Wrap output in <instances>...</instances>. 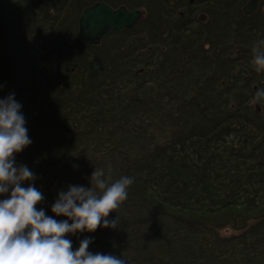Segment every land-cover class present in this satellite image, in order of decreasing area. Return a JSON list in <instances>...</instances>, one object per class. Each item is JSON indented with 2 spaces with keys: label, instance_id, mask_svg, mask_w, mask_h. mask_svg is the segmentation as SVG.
I'll use <instances>...</instances> for the list:
<instances>
[{
  "label": "trees",
  "instance_id": "trees-1",
  "mask_svg": "<svg viewBox=\"0 0 264 264\" xmlns=\"http://www.w3.org/2000/svg\"><path fill=\"white\" fill-rule=\"evenodd\" d=\"M246 1L198 0L207 23L182 4L132 47L83 45L40 20L32 47L0 52V99L14 94L32 141L15 162L36 177L21 186L43 193L38 210L68 219L51 211L58 193L90 187L95 169L133 178L108 217L118 227L66 234L73 250L89 238L126 264H264V98L252 104L264 0L251 15Z\"/></svg>",
  "mask_w": 264,
  "mask_h": 264
},
{
  "label": "clouds",
  "instance_id": "clouds-1",
  "mask_svg": "<svg viewBox=\"0 0 264 264\" xmlns=\"http://www.w3.org/2000/svg\"><path fill=\"white\" fill-rule=\"evenodd\" d=\"M252 53L255 70L264 71V40L253 45ZM261 98L264 90L256 93V100ZM21 107L14 94L0 99V195L9 194L0 199V264H126L120 256L90 252L89 238L73 250L66 234L117 228V218L108 217L128 198L133 178L121 176L109 182L111 175L105 178L103 169H95L90 187L69 185L58 193L51 211L68 219L58 221L38 210L43 193L32 184L21 186L36 177L27 165L15 162V154L32 143Z\"/></svg>",
  "mask_w": 264,
  "mask_h": 264
},
{
  "label": "flooded vegetation",
  "instance_id": "flooded-vegetation-1",
  "mask_svg": "<svg viewBox=\"0 0 264 264\" xmlns=\"http://www.w3.org/2000/svg\"><path fill=\"white\" fill-rule=\"evenodd\" d=\"M198 0H0V52H9L11 47H16L18 52L28 49L26 39L29 35L28 26H34V44L36 38L42 36V31L36 32L35 23L47 21L50 25L49 34L53 32V25L60 30L61 35L67 39L81 40L79 35V20L81 13L86 7L103 4L111 10L121 9L126 14L136 11L139 15L133 19V23L118 31L105 33L97 45H126L132 47L135 37L148 38L151 22L164 23L166 12L176 10L178 6L185 4L190 11H197ZM198 4V3H197ZM198 16L193 13L190 20H197L198 23H207L208 13L205 11ZM201 17L203 19L201 20ZM6 44V40H12ZM82 44H86L81 40ZM22 44L25 49L21 48ZM121 48V47H120Z\"/></svg>",
  "mask_w": 264,
  "mask_h": 264
},
{
  "label": "water",
  "instance_id": "water-1",
  "mask_svg": "<svg viewBox=\"0 0 264 264\" xmlns=\"http://www.w3.org/2000/svg\"><path fill=\"white\" fill-rule=\"evenodd\" d=\"M259 7V0H248L242 6V12L245 15H251L257 11ZM139 15V12L133 11L126 14L121 10L113 11L109 7L103 4H95L86 7L81 13L79 20V35L80 38L89 45H95L99 42L101 37L109 31H118L124 27H128L133 23ZM203 17H201V20ZM239 74H246L247 71L243 68H239L236 72ZM259 109V105L255 104Z\"/></svg>",
  "mask_w": 264,
  "mask_h": 264
},
{
  "label": "bare ground",
  "instance_id": "bare-ground-1",
  "mask_svg": "<svg viewBox=\"0 0 264 264\" xmlns=\"http://www.w3.org/2000/svg\"><path fill=\"white\" fill-rule=\"evenodd\" d=\"M28 33H29V35H28V37L26 38V42H27V44L29 45V46H33V44H34V37H33V35H32V33H34V26L33 25H29L28 26ZM82 40V39H81ZM83 41V40H82ZM11 42V40H6V44H8L9 45V43ZM84 42V41H83ZM95 45H97V44H95ZM4 52H5V50H4ZM6 54V53H5ZM3 62H4V71H7L8 70V62H7V60L6 59H4L3 60Z\"/></svg>",
  "mask_w": 264,
  "mask_h": 264
},
{
  "label": "rangeland",
  "instance_id": "rangeland-1",
  "mask_svg": "<svg viewBox=\"0 0 264 264\" xmlns=\"http://www.w3.org/2000/svg\"><path fill=\"white\" fill-rule=\"evenodd\" d=\"M196 8L198 9V10H200V11H203V9H202V7L201 6H197V3H196ZM205 11V10H204ZM200 13H202V12H197L196 13V16H198ZM262 99V98H261ZM261 99L259 100V101H254V100H252V104H262L260 101H261ZM261 106V105H260ZM228 233H230V230H224L223 231V234H228Z\"/></svg>",
  "mask_w": 264,
  "mask_h": 264
}]
</instances>
